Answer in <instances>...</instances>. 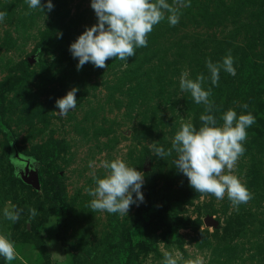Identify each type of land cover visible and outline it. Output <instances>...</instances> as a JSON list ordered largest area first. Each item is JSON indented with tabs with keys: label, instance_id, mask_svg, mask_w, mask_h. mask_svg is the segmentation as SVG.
<instances>
[{
	"label": "rangeland",
	"instance_id": "374dc122",
	"mask_svg": "<svg viewBox=\"0 0 264 264\" xmlns=\"http://www.w3.org/2000/svg\"><path fill=\"white\" fill-rule=\"evenodd\" d=\"M190 4L181 8L176 26H170L167 18L155 25L158 37L146 48H137L126 66L112 58L106 61V69L86 63L77 70L78 60L69 46L86 27L97 23L91 0H61L62 29L49 28L54 22L53 10L29 9L26 0H0V11L7 13L0 23V83L14 74L23 77L18 63L34 60L23 80L6 94L0 116V126L16 137L11 142L0 131V234L11 233L18 253L10 262L0 257V264H73L76 254L82 256L80 264H118L117 255L106 257L112 214L92 212L89 204L93 197L85 192V188L95 187L93 174L106 175L101 161L116 158L144 174L151 172L157 192L164 189L167 178L172 192H194L186 203H174L173 211L177 218L201 222L198 229L177 230L180 240L159 224L153 235L156 252L139 253L137 246L130 257L126 248L121 264H162L163 253L174 249L185 260L203 256L206 264H264V123L259 125L262 138L252 148V127L247 129L246 151L233 171L253 194V199L238 209L227 196L217 200L211 194L195 192L187 177L174 170L177 154L161 159L150 147L156 142L165 150L171 148L182 121H191L194 127L202 124L205 106L196 104L191 94L179 87L184 71L193 80L198 74L205 76L203 88H211L209 99L216 109L227 104L237 116L249 113L241 105L257 86L250 82L251 76L259 82L262 94L258 104L250 101V112L255 113L264 103V0H190ZM205 19L222 23L209 26ZM49 31L53 35L47 38ZM45 39V49L37 52ZM229 50L241 71L232 76L221 70L218 86H213L206 60L217 63L214 58L218 54L217 61L222 63ZM72 88L78 89L76 108L58 115L56 100ZM90 162H94L92 167ZM26 164L29 170H36L39 190L21 180ZM53 175L60 176L63 201L72 210L68 221L64 219L66 208L49 200L52 186L41 184L42 177ZM8 179L13 182L9 186ZM141 191L143 203L131 205L127 216L117 213L122 228H133L136 212L146 205L145 175ZM8 201L23 209L16 223L3 216ZM30 207L39 215L28 223ZM208 217L218 222L216 228L204 223ZM228 222L232 226L226 230ZM135 234L141 237L143 231ZM179 241L182 249L177 246Z\"/></svg>",
	"mask_w": 264,
	"mask_h": 264
},
{
	"label": "clouds",
	"instance_id": "9594fccd",
	"mask_svg": "<svg viewBox=\"0 0 264 264\" xmlns=\"http://www.w3.org/2000/svg\"><path fill=\"white\" fill-rule=\"evenodd\" d=\"M29 9H39L41 12L52 11L54 5L51 0H26ZM190 0H91L97 23L86 27L74 42L69 46L73 58L78 60L77 70L86 63L94 67L106 69V61L118 58L125 62L135 56L136 49L147 47V37L153 27L167 18L170 26L179 23L181 8L190 7ZM30 14V13H26ZM167 14V15H166ZM7 16L0 11V23ZM62 36L58 33V37ZM234 58L229 50L222 63H213L206 60V67L210 72V80L213 86H218L220 71L235 76ZM203 74H198L195 80L189 78V73L184 71L179 80L182 92H189L196 104L205 106V114L200 116L202 126L197 130L191 121L181 122L180 129L176 132L171 143V148L165 150L156 142L150 143L155 155L163 159L172 156L175 168L187 177L189 185L195 192L211 194L217 200H223L225 196L231 202L233 208L238 209L242 204H247L253 199V194L246 184L233 174L239 158L246 149L243 142L247 140V129L255 123V117L251 112L247 114L237 113L228 109L221 116L222 125L217 124V119L210 114L213 111V102L209 99L212 95L211 88L205 90ZM72 88L62 98L56 100L58 115H67L77 106L76 92ZM247 109L248 104L241 105ZM94 162H90L92 167ZM100 167L107 170L106 175L92 178L95 187L85 188V192L93 197L89 207L92 212L101 211L110 214L127 216L130 206L143 203L142 186L144 173L135 167H130L121 158L112 161H101ZM227 170V171H226ZM135 194V199L133 198ZM23 209L8 201L3 208V216L6 220L16 223L20 219ZM28 223L39 215L34 207L29 208ZM11 233L0 234V257L6 261L17 259L18 253L15 242L10 239ZM162 264H206L203 256L184 259L178 250L165 251Z\"/></svg>",
	"mask_w": 264,
	"mask_h": 264
},
{
	"label": "trees",
	"instance_id": "16d2710c",
	"mask_svg": "<svg viewBox=\"0 0 264 264\" xmlns=\"http://www.w3.org/2000/svg\"><path fill=\"white\" fill-rule=\"evenodd\" d=\"M246 1L253 2L254 0H246ZM52 2L54 5V8H53V17H54L53 21L54 22L52 21L53 23L49 25V28L52 29V27H59V29H62L61 27L64 23H63V18L60 15L61 0H52ZM241 3H245V1H242ZM227 9H229V7H227ZM205 21L208 23L209 26L221 25L222 23L221 21H217L215 19L214 20L205 19ZM170 29H173V28H170ZM51 35H53V33L49 31L46 36L47 38H49ZM148 36L150 37L147 40L149 43L150 41H154L158 37V32L153 29L152 32L149 33ZM46 39L38 45V48L36 49L37 52L40 51L41 48L43 50L45 49L46 43H47L46 41H48ZM242 55L246 56V54L244 53ZM217 59H218V54H215L214 60L216 62H219L217 61ZM239 62L241 63L242 60H239ZM236 64L238 63L236 62V59L234 58L233 66L237 74H239L241 71V68L239 66H236ZM247 66L249 68H252L250 65H247ZM17 67L19 70H21L22 74L25 76L27 70L29 69L28 60L27 61L23 60L19 62ZM221 75L222 73H220V76ZM23 77L17 76L16 74H14L11 77L7 78L4 82L0 83V116L3 115V105H4L6 94L11 92L13 88L15 87V85L21 80H23ZM249 80L251 83L256 82L257 86L254 88V90L251 93L247 94L249 96L245 95V98H246L245 104L249 105L250 101L254 99V102L256 105L260 102V94H262V91H261L259 82L257 81L256 78L251 76L249 77ZM232 87L233 86L230 87L231 90L233 89ZM228 107L229 106L227 104H226V108L220 107L216 109L215 107H213V111L210 114L216 117L218 125L223 123V121L221 120V116L223 115L224 112L228 110ZM263 107H264V103L261 102V104L257 106L258 110L255 113L254 112L251 113L254 117H256V120H255V123L251 125L252 128H250L251 129L250 134L254 138L252 142L250 143V146H249L250 148H252L253 145L255 146V144L260 141L263 135V134H259V127H260L259 125L260 124L263 125L264 123L263 122L264 120L261 121L264 118V116H262L263 111H264ZM222 109H224V112L221 111ZM204 110H205V107L203 108V112ZM245 110L249 112L251 111L250 107H248ZM201 126L202 124L200 125L197 124L195 128L199 130ZM0 131L4 134L7 140L11 142H15L16 137L14 136L13 132L9 128H6V127L3 128V126H0ZM1 157L2 159L7 160L5 156H1ZM174 170L178 171L175 167H174ZM145 177H146V182L148 183V193L146 196V205L142 208H139L138 211L136 212V220L134 221L133 228L131 226L129 228H122L118 223L117 214H112L111 216V227L113 231L111 233L112 237H110L109 240L107 239L108 247L106 250V257H113L117 255L116 262L118 264H121L120 261H122V257L125 256L124 255L125 253L123 254V252L126 248H128L127 253L130 254V257L134 254V251L137 246L140 248L139 253L145 254L149 252H156V247L154 246L156 241L153 235H154V232L157 229H159V227H161L159 224L165 227L167 229V232L169 231L173 232L177 240H180V236L177 234V230L188 227V226H192L194 229H198L201 226L200 221H191V220H184L182 218H177L173 211L174 203H186V201L189 198H193L195 196L194 192H192L189 189L181 193L172 192L170 190L171 181H169L168 178L166 179V185L164 189H161L160 191L157 192L156 186H155L156 180L151 174V172H146ZM11 180H13V178ZM11 180L8 179V186L13 183L11 182ZM41 184L45 188H47L48 185L52 186L53 190H52V193L50 194L49 200L52 204H54L55 206L59 208H62V207L66 208V216L64 217V219L68 221L71 217L70 212L72 210H71V207H67L63 201L64 192H63V184L61 182L60 176L53 175L47 179L42 177ZM24 185L25 184H23V186ZM236 221H237V226L241 227L240 226L241 224H239L240 223L239 220L236 219ZM230 226H232L231 222H228L226 225V230L227 229L229 230ZM139 230L143 231V235L141 237H138L135 234L137 232L139 233ZM177 246L180 249H182V242L179 241L177 243ZM130 257H128L127 260H129ZM81 259H82V256L79 254H76L72 258L73 264H80Z\"/></svg>",
	"mask_w": 264,
	"mask_h": 264
},
{
	"label": "water",
	"instance_id": "95a60500",
	"mask_svg": "<svg viewBox=\"0 0 264 264\" xmlns=\"http://www.w3.org/2000/svg\"><path fill=\"white\" fill-rule=\"evenodd\" d=\"M33 59L29 63H33ZM21 180L25 182L26 184L32 185L36 190H39L40 185H39V179H38V174L36 170H29L28 164H26L23 168V170L20 173ZM204 223L206 225H211L213 228H216L218 226V222H216L213 218L208 217L204 219Z\"/></svg>",
	"mask_w": 264,
	"mask_h": 264
}]
</instances>
